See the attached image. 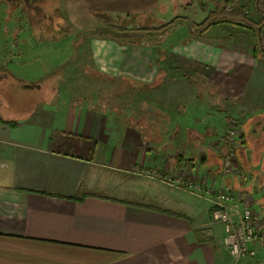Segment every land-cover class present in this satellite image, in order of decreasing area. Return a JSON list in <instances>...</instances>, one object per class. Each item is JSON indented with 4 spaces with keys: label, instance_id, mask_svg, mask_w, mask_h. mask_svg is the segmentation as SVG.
Returning a JSON list of instances; mask_svg holds the SVG:
<instances>
[{
    "label": "crops",
    "instance_id": "crops-1",
    "mask_svg": "<svg viewBox=\"0 0 264 264\" xmlns=\"http://www.w3.org/2000/svg\"><path fill=\"white\" fill-rule=\"evenodd\" d=\"M46 2L55 24L29 27L0 0V68L10 77L0 88L12 79L29 87L16 91L29 95L23 109L0 102V118L16 123L0 125V264H261L257 243L249 246L253 258L227 254L212 200L203 196L208 189L216 197L222 185L240 192L264 226V65L253 51L241 53L239 41H208L221 35L219 26L204 41H154L151 30L190 20L192 0ZM42 41L50 45L45 52ZM113 81L133 88L136 113L152 105L138 100L148 90L156 117L135 118L127 103L117 117L100 103L101 91L84 84ZM195 83L202 92L190 89ZM142 124L146 134L136 127ZM231 125L240 133L235 144L225 137ZM231 148L234 172L224 176ZM155 170L195 172L202 191L145 174ZM164 187L177 193L162 195Z\"/></svg>",
    "mask_w": 264,
    "mask_h": 264
},
{
    "label": "rangeland",
    "instance_id": "rangeland-1",
    "mask_svg": "<svg viewBox=\"0 0 264 264\" xmlns=\"http://www.w3.org/2000/svg\"><path fill=\"white\" fill-rule=\"evenodd\" d=\"M241 3L245 5V7L247 8L246 10L248 11L250 17L252 18V20L254 22L263 21L264 14L261 11H262V9L264 10V8L260 5V3L264 4V0H241ZM192 4L195 6V8H191L190 11H188L191 14L188 18L190 20H187L185 24H183L179 21V22H177L178 23L177 25H175L174 27H171L167 31L161 32V33L158 30H155V29H159L160 27L155 28L154 30H151L149 32L151 34V38L153 37L154 41H158V40L159 41H166V40H168L169 42H172L174 38L180 37L181 39H184V38H187L190 36L193 38L197 37V38L201 39L200 41H204V32L199 33L196 36H191L188 34L189 33L188 28H190L189 27L190 23H194V24H195V22L199 23V22L203 21L204 16H205L204 12L201 11L199 8V1L198 0H192ZM189 5H191V3ZM257 6H258V8H257ZM180 19L182 20L183 18H180ZM26 25L30 27L31 24H29V21L27 22L26 20L23 19L22 26H26ZM223 25H227V26L221 27L222 26L221 25V26H219L218 30L215 31L216 34H221V35H218L217 39L210 38L209 37L210 35H209V36H207V40L208 41L217 40V41H222V42L223 41H229V42L230 41H235V42L239 41V42H241L240 44H238L241 46V53H244V50H246L247 52H249L248 50L255 52L256 53L255 55L257 56V58H255L254 54H253L254 60L256 59V60H258V63H261L264 65V50H262L263 53H261L260 46H259L261 43H263V46H264V27L262 29L260 28V30H261L260 33H256L255 30H251V29H245V28H239L238 29V27H233L230 24H223ZM178 27H181V29L176 31L175 35H173L171 37L168 36V38H167V35L169 34L167 32H169V30H171L172 28H178ZM186 30H187V32H186ZM229 37H231V38H229ZM151 38H146V40L153 42L151 40ZM116 39L118 40V36H116ZM187 39H190V38H187ZM42 42H45V41H42ZM166 43H168V42H166ZM39 47H40V45H39ZM45 47H50L49 43L45 42L44 48L42 49L40 47L41 48L40 52L41 51L45 52L46 51ZM55 55H61V54L59 52L58 53L55 52ZM250 56H251V54H250ZM47 83L51 84L50 81ZM0 84H2V83H0ZM42 84H44V83H42ZM80 84L81 83H71V82H65L64 83V85H70V87L73 89H75V88L80 89ZM84 84L86 87L90 86L91 89H92L91 85H93L96 89H99L101 91V92H99L100 93L99 96L101 95V97L99 99L100 103H104L105 105L110 106V108H112V110H115L117 113V117H118V115L119 116L121 115L120 112H121V110H123L125 108L126 103H127V105H131L134 108V109H132V112H134V116H136L135 118L145 117L146 120L152 121L153 120L152 117H154V118L156 117V115H153V102H154L153 98L154 97L149 96L150 93L148 92V90L144 89L145 93L139 94L138 100H140V98L141 99L145 98L144 100L146 102L152 103V105L150 107L146 106L144 113L143 112L142 113H136L135 111L138 108L137 98H136V96L132 95L135 92L132 90L133 89L132 87H131L132 88L131 89V88H128L127 86H125L124 82L122 83L121 81H113L111 84H110V82L109 83L101 82V84L100 83H89V84L84 83ZM137 84L139 85V83H137ZM195 84H196V86H190L189 85L191 87L190 89L197 91V92H202L203 88L201 87L200 83H195ZM138 85L135 87H139ZM173 85H174V88H177V89H178V87H180L179 83H174ZM186 85H187V83H185V81L183 80V86H186ZM2 87H4V89L0 88V91L3 90V94H5L6 96H5V98H4V96H3V98L0 97V102H2L4 99V101L6 102V105H7L6 108H8L10 105L13 108V109L11 108V111H16V109H23L28 104L29 95L27 94L26 96H24L20 93H16V91H18V90L25 91L26 89H29V87L23 88L20 85L16 84L15 82H7ZM204 89L206 90V88H204ZM163 90L166 91V93L168 94V91H169V84L168 83H167V85L164 86ZM105 91L109 92V95H107V97H104ZM1 105H2V103H0V106ZM168 110L166 112H168ZM176 114H178V113H175V115ZM136 127L139 128L140 130H143L145 132V134L147 133V130L149 129L148 124H142V126L136 125ZM161 132H162L161 136L167 137V135L170 132V129L164 128V129H161ZM173 132L178 133V130H174ZM198 147L199 146L194 147V150L196 151V153L197 152L199 153L200 149H204V146H203L200 149H198V151H197ZM181 150H183L182 147H180V151ZM195 162L197 163L198 166L202 165V164L200 165V163L198 161H195ZM193 181L195 182V180H193ZM176 191L173 188L164 187V191H163L162 195L171 196L170 194L177 193ZM155 202L152 204V206H159L160 208H170L171 207V205H169L168 203L166 204V206H169V207H166L165 205H162L161 203H157V202L156 203L158 205H156ZM172 208H175V209L170 208L174 212L182 213L184 211V210L179 209L178 206H174ZM234 260H236V259H234Z\"/></svg>",
    "mask_w": 264,
    "mask_h": 264
},
{
    "label": "built area",
    "instance_id": "built-area-1",
    "mask_svg": "<svg viewBox=\"0 0 264 264\" xmlns=\"http://www.w3.org/2000/svg\"><path fill=\"white\" fill-rule=\"evenodd\" d=\"M225 137L229 144H235L240 138V133L238 129L231 125L227 129ZM232 153L233 149L231 148L228 155L222 161L221 172L224 176H229L234 172V158ZM194 173L189 175L184 173V175L179 174L177 177H173L161 175L155 170L152 172L147 171L145 174L151 178L161 180L170 187L183 188L190 193L199 194L202 191L199 182L200 179L195 176L197 173ZM204 195L212 200L210 216L212 222L221 226L222 245L227 254L236 260L245 257L253 258L255 251L251 250L249 246L252 243L264 246V226L261 225L263 218L255 213L250 202L242 196V193L237 192V196L235 197L224 185L221 186L216 197H213L208 189L204 191ZM238 202L241 203L242 207L240 211L238 210ZM234 214L237 215V219ZM261 264H264V260L261 261Z\"/></svg>",
    "mask_w": 264,
    "mask_h": 264
},
{
    "label": "trees",
    "instance_id": "trees-1",
    "mask_svg": "<svg viewBox=\"0 0 264 264\" xmlns=\"http://www.w3.org/2000/svg\"><path fill=\"white\" fill-rule=\"evenodd\" d=\"M6 2L11 8H15L20 12V19H24L32 26H48L55 24V15L52 13L53 10L49 8V4L46 2L48 0H2ZM199 8L204 12V19L199 23H190V28H188V34L191 36H196L199 33L206 32L211 27L221 26L223 24H230L233 27L245 28L255 30L256 33H260L264 27V19L263 21L254 22L250 17L247 8L244 4L241 3V0H198ZM46 2V3H44ZM260 5L264 8V4L260 3ZM258 8V6H257ZM264 14V10L261 11ZM181 22L183 24L186 23L187 19L183 18H174L172 21L166 23L161 26L158 30L160 33L165 32L171 27L177 25V22ZM30 25V26H31ZM31 26V27H32ZM231 38V37H229ZM260 51L264 50L263 43L260 45ZM254 57L256 53L253 52ZM263 58V57H262ZM4 72V69L0 68V81L1 79H8ZM11 82H15L21 87H28L24 82L16 81L12 79ZM2 83V82H1ZM0 125L6 127H15L16 123L8 120H4L0 118ZM191 163L190 170L193 168V160H189ZM200 165L202 161H199ZM203 166V165H201Z\"/></svg>",
    "mask_w": 264,
    "mask_h": 264
}]
</instances>
